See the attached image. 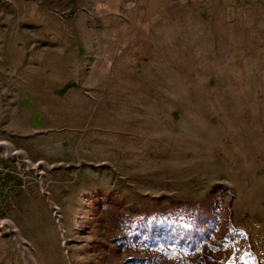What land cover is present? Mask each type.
I'll use <instances>...</instances> for the list:
<instances>
[{"label":"rangeland","instance_id":"rangeland-1","mask_svg":"<svg viewBox=\"0 0 264 264\" xmlns=\"http://www.w3.org/2000/svg\"><path fill=\"white\" fill-rule=\"evenodd\" d=\"M159 1L0 0V264H264V5Z\"/></svg>","mask_w":264,"mask_h":264},{"label":"crops","instance_id":"crops-1","mask_svg":"<svg viewBox=\"0 0 264 264\" xmlns=\"http://www.w3.org/2000/svg\"><path fill=\"white\" fill-rule=\"evenodd\" d=\"M192 1H197L200 2L204 5H206V8L208 9H218V10H223V11H238L240 10V8L242 6L248 5V6H252V5H264V0H192ZM154 3L160 5V1L159 0H154ZM28 101H30V105L28 106L29 108V114H31V112L33 113V106H38L39 104H32L31 102H33V100L29 99ZM45 101V99H44ZM41 101H39L38 103H40ZM43 103V102H42ZM44 104V103H43ZM28 105V104H27ZM31 108V109H30ZM46 117L43 113V111H36L34 112V115L31 117V119L29 120H23L21 123H18V127L16 128V125L14 123H11V127L14 130H17L19 132V130H21L20 125L23 124L24 127L26 129H30V130H39L42 127H45L47 125L46 121L44 122L43 120H45ZM4 121L1 119L0 120V129L2 130ZM7 128L8 125H7ZM3 138L2 135H0V139Z\"/></svg>","mask_w":264,"mask_h":264},{"label":"trees","instance_id":"trees-1","mask_svg":"<svg viewBox=\"0 0 264 264\" xmlns=\"http://www.w3.org/2000/svg\"><path fill=\"white\" fill-rule=\"evenodd\" d=\"M161 236H163V234H161ZM183 246H185V245H183ZM186 247V246H185Z\"/></svg>","mask_w":264,"mask_h":264},{"label":"bare ground","instance_id":"bare-ground-1","mask_svg":"<svg viewBox=\"0 0 264 264\" xmlns=\"http://www.w3.org/2000/svg\"><path fill=\"white\" fill-rule=\"evenodd\" d=\"M54 206H55V205H54ZM57 206H58V205H57ZM58 207H59V206H58ZM58 207H57V208H58ZM59 221H60V220H59ZM61 227H62V226H61Z\"/></svg>","mask_w":264,"mask_h":264}]
</instances>
